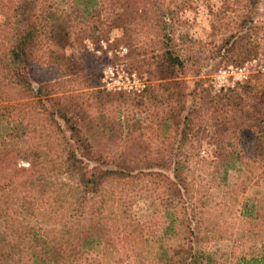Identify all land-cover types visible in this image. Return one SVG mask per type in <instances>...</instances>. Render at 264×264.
I'll return each mask as SVG.
<instances>
[{"label": "rangeland", "instance_id": "obj_1", "mask_svg": "<svg viewBox=\"0 0 264 264\" xmlns=\"http://www.w3.org/2000/svg\"><path fill=\"white\" fill-rule=\"evenodd\" d=\"M55 3L57 13L74 20L70 39L59 40L67 42L65 51L74 54L77 68L61 88H50L55 97L65 96L62 103L76 104L77 109L89 113L79 125L95 156L114 157L134 171L139 169L134 166L138 163L146 171L156 156L178 154L185 184L178 198L170 194L167 183L151 177L110 182L86 198L63 196L60 203L52 205L57 211L50 212L52 201L43 199L49 193L48 186L45 190L27 188V192L16 185L31 171L30 160L13 151L0 157V192H6L9 182H13L9 192L14 197L26 191L34 210L33 221L55 228L58 234L67 229L65 222L73 215L72 207L76 208L78 225L91 219L92 233L102 236V243L88 253L93 264H184L191 253L198 256L197 264H237L242 258L249 259V264H264V170L253 161L242 165L225 144L229 131L248 130L249 118L264 115V105L257 98V89L264 88V0L247 3L246 8L236 0H193L179 14L185 22L174 25L173 44L185 60L180 77L191 93L186 106L196 109L193 119L198 130L196 137L191 136L194 143L188 140L181 152L171 132H147L125 144V130L120 128V123L136 111L138 94L157 82L151 62L164 47L162 36L170 31V21L165 19L168 24L164 26L158 11H150L149 22L143 17L136 20L129 37L116 29L95 38L79 29L74 14L77 5L71 0ZM4 20L0 8V26ZM230 66L243 67L247 78H234ZM89 82L94 86L86 87ZM246 84L256 89L245 90ZM164 106L161 111L168 112L169 106ZM144 117L145 113H137L131 122ZM215 121H225L227 129L213 134ZM2 125L0 122V134ZM64 128V134L70 136L68 127ZM14 145L20 147L21 142L0 139V151ZM46 153L63 155L64 150L45 147L41 156ZM84 161L88 169L97 164ZM158 170L173 177L172 169Z\"/></svg>", "mask_w": 264, "mask_h": 264}, {"label": "trees", "instance_id": "obj_2", "mask_svg": "<svg viewBox=\"0 0 264 264\" xmlns=\"http://www.w3.org/2000/svg\"><path fill=\"white\" fill-rule=\"evenodd\" d=\"M55 1L0 0V8L5 15L0 26V122L3 123L0 139L9 137L21 142L20 147L3 146L0 157L15 151L21 158L30 160L28 169L31 171L16 185L23 186L24 190L32 187L45 190L48 186V197L44 196L43 199L52 201L49 203L50 212L57 211L52 205L54 202L60 203L63 196L68 199V196L78 194L76 199L81 195L86 198L98 192L106 183H124L136 178L151 177L153 180L158 179L159 183L165 182L170 194L180 198L185 178L182 176V160L177 157L178 154L170 157L156 156L146 171L140 169L138 163L134 166L139 169L134 171L114 157L107 159L101 154L95 156L89 138L82 135L79 125L89 113L80 107L77 109L76 104L62 103L64 95H53L55 91L50 87L56 85L61 88L59 86L70 80L77 68L74 54L65 51L67 42L59 40L70 39V23H74V20L57 13ZM71 1L78 6L74 14L79 29L90 37L105 36L116 29L124 30V35L129 37L128 31L136 20L143 17L146 23L149 22L150 11H158L164 26L168 24L165 19L170 21V31L162 36L164 47L151 62L152 71L157 74V82L148 84L138 94L139 98L134 102L136 111L120 123V128L125 130V144L141 139L147 132L158 131L173 133L179 152L188 140L194 143L192 137H196L198 131L193 119L196 109H188L186 106V99L191 93L187 92L185 80L180 77L185 68V60L173 44V27L185 22L179 14L190 7L193 0ZM236 2H242L243 8L244 5L246 8L247 3L255 4L256 0ZM224 10H228V4ZM93 86L91 82L86 85L88 88ZM244 89L256 88L246 84ZM257 92L258 100L264 105V88L257 89ZM164 105L169 106L168 112L161 111ZM137 113H145L143 121L138 118L131 122ZM248 120V130L229 131L225 144L231 153L236 154L242 165L253 161L264 170V115H254ZM225 124V121H215L213 134L225 131ZM64 126L68 127L70 136L64 134ZM37 135L40 136L38 141L29 143ZM45 147L61 148L64 154L52 156L46 153L42 157L41 150ZM79 151L81 153L77 154ZM40 157L42 161H38ZM84 160H94L97 164L88 169ZM154 167L172 169L173 177ZM43 168L45 172L40 173ZM10 184L13 182L7 184L6 192H0V264H93L94 258L88 253L95 244L102 243V236L92 233L91 219L78 225L76 208L72 207L73 215L70 221L65 222L67 229L58 234L55 228L47 229L37 219L33 221L35 217L28 199L29 190L14 197L9 192L14 185ZM197 257L191 253L183 262L197 264ZM249 262V259L242 258L237 264Z\"/></svg>", "mask_w": 264, "mask_h": 264}, {"label": "built area", "instance_id": "obj_3", "mask_svg": "<svg viewBox=\"0 0 264 264\" xmlns=\"http://www.w3.org/2000/svg\"><path fill=\"white\" fill-rule=\"evenodd\" d=\"M229 69H230L231 74L237 80L243 81L245 78H247V74L244 73V71H243L244 68L243 67H232V66H230ZM225 72H226V70H224V73ZM222 77L224 78V81L227 80L226 77H225V75L222 76Z\"/></svg>", "mask_w": 264, "mask_h": 264}]
</instances>
